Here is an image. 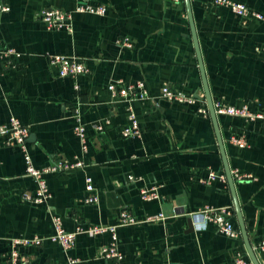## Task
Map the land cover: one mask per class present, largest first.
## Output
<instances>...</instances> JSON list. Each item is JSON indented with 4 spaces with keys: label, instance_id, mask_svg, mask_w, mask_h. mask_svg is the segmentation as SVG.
Returning <instances> with one entry per match:
<instances>
[{
    "label": "crops",
    "instance_id": "obj_1",
    "mask_svg": "<svg viewBox=\"0 0 264 264\" xmlns=\"http://www.w3.org/2000/svg\"><path fill=\"white\" fill-rule=\"evenodd\" d=\"M264 15V0H232ZM9 11L0 14V46L21 54L13 68L0 64V125L15 117L29 130L27 147L36 168L55 160H83V169L45 176L50 192L46 204L22 202L36 183L25 174L21 151L0 137V264H6L9 240L53 233L51 218L59 216L66 232L113 225L127 210L138 224L118 227L120 261L103 260L100 250L110 243L105 233H82L66 254L44 242L21 253L29 264H231L235 256L249 259L241 235L230 239L208 225L198 230L192 214L205 206L228 208L238 228L226 181L204 185L208 172L224 175L214 127L209 117L183 0H92L106 14L72 13L70 27L48 28L37 19L46 8L73 12L77 0H0ZM191 16L212 102L264 114V21L240 20L207 0H190ZM127 38L131 48L118 46ZM48 55L78 59L79 76L60 78ZM143 82L151 101L113 99L108 85ZM77 85L78 90L74 87ZM197 94L201 104L189 106L157 99L163 86ZM131 107L139 138H123ZM204 107V116L197 111ZM87 137L82 155L74 135L75 117ZM217 126L252 248L264 236V120L216 115ZM100 127L101 130H97ZM243 137L246 146L228 143ZM93 180L98 203L80 202L84 178ZM128 176L135 180L129 182ZM155 187L159 199H140L142 188ZM158 213L174 216L145 222ZM175 213L174 215H172ZM240 234V233H239ZM264 264V252L256 254Z\"/></svg>",
    "mask_w": 264,
    "mask_h": 264
},
{
    "label": "built area",
    "instance_id": "obj_2",
    "mask_svg": "<svg viewBox=\"0 0 264 264\" xmlns=\"http://www.w3.org/2000/svg\"><path fill=\"white\" fill-rule=\"evenodd\" d=\"M174 3H180L182 0H171ZM214 8L223 7L229 10L240 20L255 19L264 21V15L250 10L246 5L232 0H207ZM9 11L7 5L0 3V14ZM72 13L100 15L106 14V7L104 5L92 3V0H77L76 7L73 12L63 11L57 8L42 9L37 13V19L48 28L70 27V20ZM118 46L130 49L131 43L127 38L119 39ZM21 54L13 48L0 46V64L6 68H13L15 60L19 59ZM47 60L50 66L57 69V74L60 78L79 76L85 73L84 65L76 58L65 57L60 55H48ZM78 90L77 85L74 87ZM108 91L111 98L121 99L130 103L132 101H151L154 102L156 98L149 96L143 82H136L133 85L122 86L118 82H113L108 85ZM157 99L165 100L171 103L186 104L189 106L202 105L201 101L195 97V94H186L177 90L170 85H165L161 88ZM215 115H224L230 117L244 118L246 121L264 120V114L253 113L249 110L247 105L240 107L230 106L224 104L221 100L213 103ZM128 124L121 129V136L123 138H139L140 127L134 112L131 107L127 108ZM199 114L206 115L207 111L202 106L197 111ZM76 125L74 127V135L79 141L82 155L87 152V137L85 128L80 122L78 116L75 117ZM97 130H101L100 127ZM29 130L22 125L18 119L11 117L7 123L0 125V137L3 139V144L7 147L18 148L23 156L25 164V174L32 178L36 183V188L33 192H24L20 199L22 202L32 205L46 204L51 195L48 190L45 176L48 174L70 172L85 167L83 160L76 159L74 162H69L63 159L55 160L50 165L43 168H36L33 165L32 158L27 147ZM228 143L238 149H243L246 146V140L243 137L230 136ZM237 180H242V176L237 172L232 174ZM225 181L223 174H216L212 171L208 172L207 176L201 180L204 185H210L214 180ZM127 180L133 182L135 178L128 176ZM139 196L142 201L149 202L159 199L155 187L142 188L139 191ZM84 205L95 206L98 203V196L90 176L84 178V194L80 200ZM173 213L172 215H174ZM174 217L158 213L148 217L145 222H164L168 218ZM193 225L198 230H204L208 225H212L217 232L223 234L227 238L237 239L239 237V230L232 222V214L228 208H212L205 206L198 212L192 214ZM138 224V220L132 216L127 210H123L118 214L117 222L113 225H94L83 227L78 224L74 231L66 232L62 227V220L59 216H52L51 225L53 233L47 237L34 235L28 238H11L9 240V251L6 264H29V257L21 253V250L30 247H40L44 242L48 241L57 244L64 253H68L75 245L76 237L79 234L85 233L91 237L101 234L110 235V243L105 245L100 250V258L103 260L120 261L123 256L117 246L118 227L131 226ZM255 254L264 252V236L253 248ZM68 264H77V261L70 256L67 258ZM231 264H252L249 259H243L240 256H235Z\"/></svg>",
    "mask_w": 264,
    "mask_h": 264
},
{
    "label": "water",
    "instance_id": "obj_3",
    "mask_svg": "<svg viewBox=\"0 0 264 264\" xmlns=\"http://www.w3.org/2000/svg\"><path fill=\"white\" fill-rule=\"evenodd\" d=\"M183 2L185 5L187 18H188L189 25H190V31H191V35H192L193 46H194V50H195V55H196V59H197V63H198L200 78H201V82H202V88H203V92H204V100L206 102L209 117H210L212 124H213V127H214L217 145L219 148V152H220V156H221V160H222V164H223V168H224L225 181L227 182V185L229 186V189H230V192L232 195L233 209H234V213H235V216L237 219L239 232H240V235H241L242 240L244 242V246H245V249L247 251L249 260L252 262V264H259L257 261V258H256V254H255L253 248L251 247L249 240L247 238V233L245 230L241 211H240V208H239L236 196H235L233 178H232V175H231V172L229 170L228 163H227L223 142H222V139L220 136L219 128L217 126V121H216V115H215L214 109H213V102H212L210 94H209L207 81H206V77H205L204 70H203L201 55L199 52V47H198L195 29L193 26V21H192V16H191L190 0H183ZM195 97L198 100H200V98H198L197 94H195Z\"/></svg>",
    "mask_w": 264,
    "mask_h": 264
}]
</instances>
